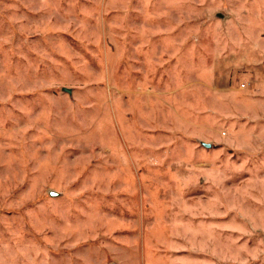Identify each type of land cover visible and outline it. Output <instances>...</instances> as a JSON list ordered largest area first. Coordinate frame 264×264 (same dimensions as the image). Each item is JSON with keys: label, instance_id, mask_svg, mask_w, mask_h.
<instances>
[{"label": "rangeland", "instance_id": "1", "mask_svg": "<svg viewBox=\"0 0 264 264\" xmlns=\"http://www.w3.org/2000/svg\"><path fill=\"white\" fill-rule=\"evenodd\" d=\"M0 264H264V0H0Z\"/></svg>", "mask_w": 264, "mask_h": 264}, {"label": "water", "instance_id": "2", "mask_svg": "<svg viewBox=\"0 0 264 264\" xmlns=\"http://www.w3.org/2000/svg\"><path fill=\"white\" fill-rule=\"evenodd\" d=\"M65 91H70V90L65 89ZM203 146L206 147V148H208V149H210V148L212 147L211 144H205V143H203ZM51 195H52V196H57L56 193H52Z\"/></svg>", "mask_w": 264, "mask_h": 264}]
</instances>
